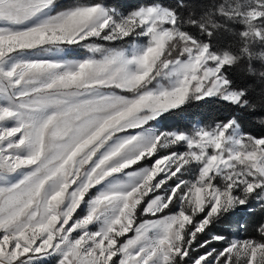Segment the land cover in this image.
<instances>
[{"label": "snow or ice", "instance_id": "6c2138e0", "mask_svg": "<svg viewBox=\"0 0 264 264\" xmlns=\"http://www.w3.org/2000/svg\"><path fill=\"white\" fill-rule=\"evenodd\" d=\"M49 260L264 264V0H0V264Z\"/></svg>", "mask_w": 264, "mask_h": 264}, {"label": "trees", "instance_id": "16d2710c", "mask_svg": "<svg viewBox=\"0 0 264 264\" xmlns=\"http://www.w3.org/2000/svg\"><path fill=\"white\" fill-rule=\"evenodd\" d=\"M71 0H65V2L62 3H69ZM118 3L122 5H136L141 2V0H117ZM165 3L172 4L173 6L176 4V0H164ZM186 3H199L200 0H185ZM239 27V26H235ZM194 33L196 32L195 29H191ZM231 38L228 37L226 34L214 38L213 44L214 47H219L225 43H227ZM229 108L226 103L223 102H214L211 104H201L197 105L193 103L191 106H189L185 113L182 115L187 117H192L194 121L201 120L202 118L205 119V122H210L216 117H225L228 115ZM180 120V124L183 125L187 123L188 121L186 119L181 120L179 116L171 117L167 121L162 122V126H166L169 128H175L177 127V121ZM251 130L254 134H259V129L256 127H251ZM261 213H259V210L254 211L253 213H247V215L243 218L244 223L247 225V231L244 232L245 235L253 236L255 234V227L257 223L260 221ZM210 232H219V233H227L228 230L223 227H211ZM203 235V234H201Z\"/></svg>", "mask_w": 264, "mask_h": 264}, {"label": "rangeland", "instance_id": "374dc122", "mask_svg": "<svg viewBox=\"0 0 264 264\" xmlns=\"http://www.w3.org/2000/svg\"><path fill=\"white\" fill-rule=\"evenodd\" d=\"M60 2H65V0H60ZM83 50H76L74 52L71 53H67L65 54L67 56V58H72L73 56H77V55H82ZM253 207L255 208V205H253ZM258 210V209H256ZM255 210V211H256ZM247 215V213L242 214L241 216H239L238 218L244 223L243 218ZM262 219V214L260 216V221ZM213 227H223L226 228L228 230L227 233H223V235H226L228 237V239H233V238H243L249 235H245L244 231H239L235 225V223L232 224H227V223H218ZM215 234H222L219 232H210V230H208L206 233H204L203 235L200 234V236L198 237L200 242H203L205 239H210L212 235ZM256 234V233H255ZM212 247H217L219 248L221 246V242H213V244L211 245ZM203 251V250H201ZM46 264H54L53 261L49 260L46 262Z\"/></svg>", "mask_w": 264, "mask_h": 264}]
</instances>
